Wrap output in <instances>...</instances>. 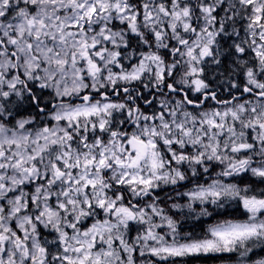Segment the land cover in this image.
Wrapping results in <instances>:
<instances>
[{"label": "snow or ice", "instance_id": "snow-or-ice-1", "mask_svg": "<svg viewBox=\"0 0 264 264\" xmlns=\"http://www.w3.org/2000/svg\"><path fill=\"white\" fill-rule=\"evenodd\" d=\"M261 253L264 0H0V264Z\"/></svg>", "mask_w": 264, "mask_h": 264}, {"label": "trees", "instance_id": "trees-1", "mask_svg": "<svg viewBox=\"0 0 264 264\" xmlns=\"http://www.w3.org/2000/svg\"><path fill=\"white\" fill-rule=\"evenodd\" d=\"M258 251H259V250H258ZM261 254L264 255V253H261ZM207 264H212V262H211V261H208Z\"/></svg>", "mask_w": 264, "mask_h": 264}]
</instances>
